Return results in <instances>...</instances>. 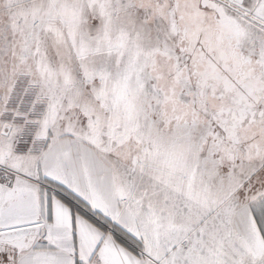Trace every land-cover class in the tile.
<instances>
[{
    "label": "snow or ice",
    "instance_id": "obj_1",
    "mask_svg": "<svg viewBox=\"0 0 264 264\" xmlns=\"http://www.w3.org/2000/svg\"><path fill=\"white\" fill-rule=\"evenodd\" d=\"M0 264H264V0H0Z\"/></svg>",
    "mask_w": 264,
    "mask_h": 264
}]
</instances>
